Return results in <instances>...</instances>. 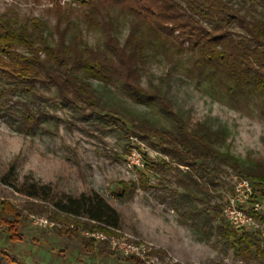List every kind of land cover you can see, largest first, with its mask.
<instances>
[{"label": "trees", "instance_id": "1", "mask_svg": "<svg viewBox=\"0 0 264 264\" xmlns=\"http://www.w3.org/2000/svg\"><path fill=\"white\" fill-rule=\"evenodd\" d=\"M81 5L80 21L98 31L101 42L88 43L79 23L64 12H57L52 27L39 16L0 13V119L24 135H57L60 123L99 131L101 123L149 140L168 161L146 157L145 171L158 175L162 186L177 187L168 186L164 198L187 207L183 214L199 239L215 233L236 245L240 260L264 264L256 236L225 223L221 205L212 202L221 196L217 186L228 168L264 190V160L246 162L229 152L223 127L188 124L173 108L165 77L181 68L230 105L259 102L263 109L264 0H82ZM121 23L127 26L122 39ZM151 60L168 66L156 82L143 81ZM113 84L133 103L158 107L168 122L133 108ZM141 182L148 185L144 176ZM138 187L123 182L119 198H131ZM23 191L96 227L120 225V213L95 190L54 199L48 184L32 182ZM213 221L219 224L213 227ZM0 264L16 263L0 249Z\"/></svg>", "mask_w": 264, "mask_h": 264}, {"label": "rangeland", "instance_id": "2", "mask_svg": "<svg viewBox=\"0 0 264 264\" xmlns=\"http://www.w3.org/2000/svg\"><path fill=\"white\" fill-rule=\"evenodd\" d=\"M81 1L0 0V13L39 16L52 27L57 12H64L71 21L79 23L82 37L88 43L101 42L99 32L85 28L80 21L84 8ZM126 32V24L121 23L120 39ZM167 69L166 64L151 60L145 67L143 81L150 78L156 82L159 76H165ZM165 77L173 108L188 124L200 121L211 127H223L224 145L229 152L246 162L264 160V108L259 102L230 105L206 84H195L181 68L172 69ZM113 87L133 108L161 123L168 122L158 107L135 104L117 86L113 84ZM57 115L63 116L62 111L58 110ZM98 125L101 129L94 131L67 129L60 123L57 135H24L0 119V249L14 263L133 264L130 259L137 258L112 249L108 241L84 234L93 230L119 234L109 226L96 227L94 221L84 216L59 211L50 199L29 196L23 191V187L37 182L48 184L54 199L62 193L78 195L90 190L100 193L120 213L118 229L131 235L129 241L171 252L152 249L149 257L158 253L160 261L174 256L195 264H258L254 259L246 262L237 258L236 245L215 233L199 239V231L189 226V218L183 214L187 207L164 198L168 186L177 187L162 186L158 175L145 171V165L135 163L138 158L145 164L146 157L168 161L149 140L125 135L112 125ZM142 176L147 178V186L140 185ZM239 176L228 168L217 186L216 193L221 196L214 197L212 202L222 208L224 194L232 189L234 179ZM129 180L140 187L131 198L121 200L118 195L123 182ZM10 209L14 211L8 212ZM220 217L227 223L222 210ZM218 224L219 221L212 222L213 227Z\"/></svg>", "mask_w": 264, "mask_h": 264}, {"label": "built area", "instance_id": "3", "mask_svg": "<svg viewBox=\"0 0 264 264\" xmlns=\"http://www.w3.org/2000/svg\"><path fill=\"white\" fill-rule=\"evenodd\" d=\"M136 164L143 166V162L136 158ZM222 215L239 233L250 232L256 236L259 245L264 247V190L246 177H236L232 189L226 192L222 202ZM119 232L106 234L103 231H84V234L97 240L108 241L112 249L124 255L135 256L145 261L146 264H195L188 263L174 256L164 261L157 256L149 257L148 253L154 249L142 243L129 241L130 234L122 232L118 228L110 227Z\"/></svg>", "mask_w": 264, "mask_h": 264}, {"label": "crops", "instance_id": "4", "mask_svg": "<svg viewBox=\"0 0 264 264\" xmlns=\"http://www.w3.org/2000/svg\"><path fill=\"white\" fill-rule=\"evenodd\" d=\"M154 249H157L158 252H163V251H164L163 249L166 250V248H154ZM166 251L169 252V253H171L169 250H166ZM159 254H160V253H159ZM153 255H155V256L158 257V253H155V254H153ZM135 259H139V258H135ZM139 260H141V259H139ZM141 261H142V264H146L145 261H143V260H141ZM130 262L133 263V261H130Z\"/></svg>", "mask_w": 264, "mask_h": 264}]
</instances>
